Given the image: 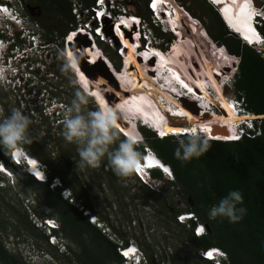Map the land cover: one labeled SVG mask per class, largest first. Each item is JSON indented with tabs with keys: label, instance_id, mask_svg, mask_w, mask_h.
<instances>
[{
	"label": "rangeland",
	"instance_id": "obj_1",
	"mask_svg": "<svg viewBox=\"0 0 264 264\" xmlns=\"http://www.w3.org/2000/svg\"><path fill=\"white\" fill-rule=\"evenodd\" d=\"M71 1L72 13L75 15L78 24L79 18H82L88 11L84 10L86 7L82 6L81 0ZM173 1L180 7V12L183 13L184 22H186L181 24V27L185 29L192 42H196L198 46L207 47L211 52H215L220 59L230 57L238 65L239 57L230 53L226 47L227 54L230 56L224 52V49L217 50L216 47L222 46V44L217 43L208 34L206 27L212 26V21L209 12L203 6V0ZM26 2H28V15L40 23L43 27L44 36L52 40L50 41L49 50L46 51L50 52L51 56H55L53 70L57 77H55L56 81L52 80L50 82V85L54 87L52 91L57 98L56 100H63L65 104L72 107L73 114L71 115L72 118L69 116L68 121L54 126L51 118H42L37 114L41 117L37 120V117L32 114L16 111L14 108L19 105L15 100L16 97L12 96L13 99L3 105L8 109H5V121L0 122V133L7 126L10 129L9 131L12 129L19 131L24 141L28 142L34 153L43 161L46 170L48 171L52 167L60 171L70 183L72 187H69V190L64 194L69 201L83 209V213L85 209H89L93 215H97L95 224L99 228L101 226L102 233L104 232L114 242L125 244L128 241L138 244L148 261L152 259L159 264H174L172 252L175 249L181 250L176 258V264H203L195 256L198 250L196 242L187 237V233H185L189 229L188 226L186 224L180 226L176 220L177 214L191 211L187 210V201L181 193H176L177 188L174 187L173 181L165 180L164 186L159 187L156 191H151L139 182L134 175L135 171L130 166H126L114 150L112 126L116 127V123L127 135H135L130 131L128 124L126 127H122L120 117L125 116L127 119L129 118L128 121L132 120L133 122L136 114L135 105L130 112L125 113L132 108V105L131 107L124 106V103L129 102L127 94L129 83L125 80V76L131 73L139 75L138 73L141 71L143 64H138L137 58L127 61L122 58L118 50L121 43L113 35V32H110L108 28L110 22L102 21L101 24H105L106 30L104 32L106 36L104 39L99 37L101 45L98 43L97 38L89 37L96 43L92 44L91 48L84 49V52L88 57H94L97 54L101 59V67H103L107 76L109 78H119L116 84L119 85V88L116 92L119 102L122 104H118L116 112L111 109L107 110L108 100L105 98L106 96L113 98L115 91L105 89V93H103V90H99L98 92L101 95H97L95 89L102 87L100 77L90 75L91 78L93 77V80L90 81V78L84 72L85 70L82 72L83 65L81 66V64L74 61L73 56L70 55L71 42L77 38L78 28L70 30L71 24L65 16L57 15L51 9H41L31 0H26ZM126 3L133 10L131 11L128 7H120L119 10L112 12L113 21L122 20L123 15L139 17V21L136 22L140 25V31L144 34L142 36L144 38L142 48L147 43L150 49L158 46L163 51H171L173 44L179 41L177 33L174 32L171 35L169 34L170 31L157 26L159 19H156L157 22L154 19L152 20L141 1L125 0ZM104 5L108 10H112L115 8V0H104ZM82 7V15H77ZM118 14H120V17H118ZM201 17L204 18L205 22ZM94 20L96 18L93 19L92 17L91 21L87 22L90 27ZM97 22L93 27L98 24ZM83 26L86 27L85 24ZM70 31L72 33H69ZM163 32L168 33V36L162 34ZM151 33H154V36H151ZM60 40H62L63 46L60 44ZM258 48L260 50H257ZM255 49L264 57L263 46L258 45ZM203 50L205 51V49ZM205 55L206 51L201 53L202 58L209 61V58ZM109 56L115 58L114 63ZM211 57L215 58L214 55ZM233 71L235 72L233 73ZM236 71L233 66L227 71L228 75L232 72L233 76H230L232 78L227 76L228 79L226 78L223 81L220 80L221 86L223 84L220 89L217 90V85L215 86L216 89L210 87L212 89L210 92L215 97L222 101L225 96L230 105V100L237 97L233 87V77ZM80 85L92 96L91 98L85 95L79 87ZM225 86H228V89L224 90L225 95H223V87ZM47 90L50 92L49 88ZM103 97L105 99L104 103ZM4 99V94L1 95L0 93V100ZM98 100L103 106L104 112L101 111ZM153 105L157 108L155 103ZM18 109L20 110V108ZM263 118L264 115L258 116L257 119L260 121ZM183 127L188 128L190 126L184 125ZM176 137L180 141V136L177 135ZM3 151L0 148V156L2 157H4ZM104 157L108 158L113 164H120L125 173L113 179L107 173L102 172L98 161ZM12 171L14 176L10 181L0 175V179L5 180V183L1 182L5 186H0V239L7 241V250L15 254L19 264L23 262L39 264V259L36 256L35 259L32 258L36 254L34 248H42L49 254V256L45 255L48 259H53V255L54 257L59 256L63 264H78L73 258H75L74 252L79 250V245L62 231L59 217L55 216L53 209L48 206V199L41 194L43 191L31 183L23 181L14 170ZM76 195H79V198ZM85 203L90 204L92 208L86 207ZM42 213L45 215L53 214V217L61 226L58 234L66 244L64 246L67 249L66 254L58 255L56 247L49 246L46 239L41 236L43 231L39 228H37L38 230L34 229V224L30 218L34 216V219L39 218V220H42V218H45ZM90 217L89 221L91 222ZM8 230L14 232L12 233V243L4 235ZM23 234H27L28 237ZM18 235H21V240L24 238L27 244H17ZM8 243H11V245H8ZM0 264L5 263L3 261Z\"/></svg>",
	"mask_w": 264,
	"mask_h": 264
},
{
	"label": "trees",
	"instance_id": "obj_2",
	"mask_svg": "<svg viewBox=\"0 0 264 264\" xmlns=\"http://www.w3.org/2000/svg\"><path fill=\"white\" fill-rule=\"evenodd\" d=\"M31 1L41 9H51L57 15L65 16L71 24L70 30L76 27L77 21L72 13L71 0ZM138 1L143 3L145 11L150 14L149 0ZM169 1L176 11H181L173 0ZM81 2L86 9L95 6V0ZM121 3L133 10L128 3L125 4V0ZM203 6L209 12L212 21V26L206 27L208 34L217 43L224 45L230 53L239 57V65L233 79L237 98L242 100L249 112L264 115V57L254 47L243 42L237 34L229 31L217 9L208 0H203ZM201 19L204 21L203 17ZM260 31L264 35V26L260 27ZM162 34L168 36V33ZM97 39L101 45L99 37ZM60 44L63 46L62 40ZM104 50L106 51L105 48ZM109 57L114 63L115 58ZM138 61V64L144 63L140 59ZM134 124L135 122L129 123L128 127L136 134ZM256 124L260 128V134L244 136L239 141H224L228 139L221 131L208 133L219 140L203 135L185 134L179 135L181 139L178 141L173 135L158 137L152 128L139 124L143 141L138 143L128 139L117 128L120 127L118 123L117 127L112 126L114 150L126 166L130 165L122 145L139 158L145 153V147H150L170 165L174 173L176 193L180 192L187 201V210L195 212L199 219L207 224V232L201 237H196L192 229L185 232L187 237L196 242L198 250L195 256L203 264H213L199 254L200 249L209 247L224 249L228 253L226 264H264V118L257 120ZM9 130L7 126L0 135V148L4 150V160L23 181L43 191L41 194L48 199V206L53 209L54 215L59 217L62 231L79 245L73 259L78 264H124V258L117 250L119 244L102 233L95 223L89 221L90 215H93L92 211L90 210V215H84L83 209L62 195L63 187L72 186L60 171L51 167L47 171L49 181L42 182L11 160L9 152L12 146L3 143V138ZM16 144L22 145L31 155L38 158L28 142L20 141ZM98 162L102 172L113 179L125 173L120 164H113L108 158L104 157ZM153 173L162 176L160 171ZM53 177H59L64 186L52 188L50 182ZM76 197L79 198V195ZM85 206L92 208L88 203H85ZM42 214L45 217L54 216L51 213ZM178 225L185 226L181 223ZM191 225L193 226V223ZM34 229L38 230L36 226ZM41 236L48 242L43 233ZM70 252H73L71 247ZM180 253V249L172 252L174 264ZM3 261L5 264H19L15 254L7 250L4 241L0 239V263ZM148 262L147 264H159L152 259Z\"/></svg>",
	"mask_w": 264,
	"mask_h": 264
},
{
	"label": "bare ground",
	"instance_id": "obj_3",
	"mask_svg": "<svg viewBox=\"0 0 264 264\" xmlns=\"http://www.w3.org/2000/svg\"><path fill=\"white\" fill-rule=\"evenodd\" d=\"M166 1L169 5H172L169 0H155L153 7L158 16H160L165 23H169V31L171 30V33H177V37L179 36L180 38L178 42L176 41L178 44H173L172 50L169 51V54L171 55L170 58L160 57V59H157L158 57L151 52L149 55H147L145 52V54L142 56H139L135 53V41H137L138 39V34H136L138 33V31H135L137 29V19L135 16H133L132 18L123 17L122 21L118 23V28H116V31L119 38L112 31V28H109L110 32H113L114 36L119 40V42L121 40L124 44L121 52L124 54L125 61L130 59L135 60V58H138L141 62H144L141 71L138 73L139 75H133V73H131L130 75L125 76V80L129 83V87L127 86L129 88L127 92L129 102L127 101V103H124V106L131 107L132 105V108L127 110L125 113L127 114L128 112H130L135 105L136 114L133 122L144 120L145 124H147L152 123L153 121V123H155L156 125L161 126V122L163 121V126L167 133L174 131L179 132L185 128L183 127L184 125H188L190 127H198L201 129V131L205 132L207 136L210 132L221 131L229 140L230 135L233 134L235 130V121H242L243 117L238 116L234 113L233 108L226 100L225 96L221 101L218 97H215L213 93H210V90L208 88L209 86H212L214 89H216L215 86L217 85V90L220 89V80L223 81L226 78L228 79L229 75H232H228L227 71H229L232 66H236L235 60L231 59L230 57H226L223 63L221 62V59L218 58V56H216L214 52H211L207 47L204 48V46H198L196 42H192V40L189 39V35L186 33L185 29L181 27V24L186 22H184L185 19L183 13L177 12L172 5L175 9L176 14L169 15L170 11L169 9H167L164 3ZM209 1L213 2L215 5L217 4V6L221 9V13L223 15V18L225 19L224 21H226L228 26L235 32L241 33V37L243 40H245L247 43L252 44L261 42V39L259 38L253 27V12L251 9V0ZM126 27H129V29H126ZM105 30L106 28L103 27L102 34L106 36L104 32ZM128 30H130V33H128ZM83 31L84 30H81V32ZM85 31L88 32V30ZM132 32L134 33L133 35ZM69 33H72V31ZM94 43L96 42L91 40L87 34L83 35L79 32L75 41L71 42L72 48L70 49V55L73 56L74 61L81 64V66L83 65L82 72L85 70L84 72L88 76V78H90V81L93 80V77L91 78L90 75L100 77V79L102 80V87L100 86V88H98L97 90L95 89L97 95H101V93L98 92L99 90H103V93H105V89L107 91L108 89L109 91H115V96L113 98L107 97L105 95V99L108 100L107 105H105L107 106V108L116 112L118 110V104H122L119 102L116 92L119 88V85H116L119 81V78L115 79L114 77L109 78L107 76L106 72L103 70V67H101V59L97 54L94 57H88L85 55L84 49H88V47L91 48L92 44ZM203 49H205V56L209 58V61H206L202 58L201 53H205ZM227 53L228 52H226V54ZM212 55H214L215 58L211 57ZM227 55L229 56V54ZM161 59L163 60L161 61ZM162 64L170 66L169 70H167L166 68L163 70V73H166L165 78H173L175 83L177 81L178 84H185V86L189 90H191L192 93L196 92L204 95L210 101V103L214 104L217 108H220V114L214 113L213 111L207 113L206 109L203 108L201 104L197 105L198 108H196L193 103L187 104L188 99L182 96H180L179 98L177 97L179 96V92L177 91L176 87L173 86L174 84L171 85L172 82L169 83V88L166 87L168 85L167 83L163 84L167 92L164 91L163 88L160 87V85H157V83H162L163 73L161 74L157 71L155 72V74L153 69L160 68V65L162 66ZM219 72H221V74H219ZM80 87L83 88L82 85H80ZM86 93L89 98L92 97L87 91ZM223 95H225V91ZM105 99L103 97V103ZM153 103L157 105V108L153 105ZM98 104H100L99 100ZM172 104L177 105V108H179L177 112H183L184 114L174 112L173 107L171 106ZM100 109L102 112H104L103 106H101V104ZM133 122L132 120L128 121L125 116L120 117V123L123 128L126 127L127 124ZM152 127H154L153 124ZM117 128L119 129L120 127ZM133 129L135 130L134 126ZM209 135L211 136V134ZM130 136H132V134H130ZM15 155L20 156L21 151H16ZM27 159L30 163L29 172L32 175L36 174L41 176V180H44V172L39 168L36 158L27 153ZM146 161L148 164L152 166L154 165L153 167H160L162 165L160 163L161 160L159 156L152 152H150L149 156L146 158ZM134 162L140 174L145 176V162ZM131 167L138 175L132 164ZM167 172L169 171L167 170ZM154 182L156 183L157 181ZM155 185L159 187L162 186H160L159 184ZM134 250L135 244L131 248H128L125 253L127 254V256H129L133 254Z\"/></svg>",
	"mask_w": 264,
	"mask_h": 264
},
{
	"label": "clouds",
	"instance_id": "obj_4",
	"mask_svg": "<svg viewBox=\"0 0 264 264\" xmlns=\"http://www.w3.org/2000/svg\"><path fill=\"white\" fill-rule=\"evenodd\" d=\"M119 1L120 0H115V8L114 9L108 10L105 7V5H103V9H107L111 13L114 11H117V10H119L120 7H124V5L121 3V1L120 2ZM154 1L155 0H149V2H148V6H149L150 10H152L151 13L149 14V16L152 20L154 19L155 22H157V20H156L157 17H156V15H154L153 9H152V7L154 5ZM150 2H152L151 3L152 7L149 5ZM251 2H252L251 9L253 12L254 30L256 31V33L258 35L264 36L260 31V27L264 26V18H263V15L257 14V9H256V5H261L264 2V0H251ZM210 3L217 9V11L219 12L220 16L222 17V19L224 21L225 19L223 18V15L221 13V9L217 6V4L215 5L213 2H210ZM83 7L81 8L80 11L77 12V15H82ZM93 7H96V0H95V6H91L90 11H89V9H86V8L84 9L88 12L82 18H79L78 24L73 29H77L81 24L84 23V21H87V22L91 21L92 17H90V15L93 14ZM116 7H117V9H116ZM27 8H28V2H26V0H0V46H1L0 60H4V59L7 60L10 56H14L17 53L21 54V52H20L21 49L30 48V47L33 48L32 50H28V52L27 51L23 52V54H25V57H21L19 55V57H21V58L18 62L15 63V65L18 68H20V72L18 74H13V72H11V71L5 72V73L0 72V75L3 74V78L2 77L0 78V93H1V95L4 94V96H5L4 100H0V122L5 121L4 120L5 109L6 110L8 109V108H5V106H3L4 103L12 100L13 99L12 96L16 97L15 100L17 102V94H18V92L21 93V87L17 85V81H16V78L19 76V78L24 79L23 84L28 91H32L33 89L35 90V96H32V100L27 101V103L24 107H21L17 102V104L19 106H15L14 109H16V111H18V108H20V110H19L20 112H22V113L25 112V113H29V114H32L31 111H34L35 113L39 114L42 118L43 117L48 118V119L51 118V120L53 121L52 125H54V126L58 125V124H63L64 122H66L70 118H72L71 115L73 114V112H72V107L65 104L63 102V100H60V99L56 100L57 98L55 97V94L52 91L54 87H53V85H50V82H52V80L56 81L55 77H57L56 73L53 70V64H54L55 58L52 59L51 61H47L45 58H43V59L40 58L39 55L37 54L38 49L42 50L41 46L46 45L47 43H50V41H52V40L47 38V36H44L43 27L40 25V23L35 18H32L28 15ZM171 13H172V15L176 14L175 9L173 7L171 8ZM95 18H96V20H98V17L93 15V19H95ZM82 19H83V21H82ZM260 20H263L262 25L259 23ZM104 21L109 22V20H106V19ZM96 22L94 21V23L92 24L91 27H93ZM97 23L99 24V22H97ZM224 23L226 24V26L228 27L230 32L237 34L241 38V33H237L233 29H231L228 26L226 21H224ZM168 24L169 23H167V22L165 23L164 21L161 22L159 20L157 26H161L164 30L169 31V25ZM102 26H105V24ZM108 28H112L111 23L109 24ZM112 31L115 33L113 28H112ZM128 33H130V32H128ZM91 34H92V38L100 37L93 30L91 31ZM115 35H117V34L115 33ZM142 35H144V34L142 33ZM151 36H154V33H151ZM117 37H118V35H117ZM143 40H144V38L141 37L140 41L143 42ZM120 43H121V41H120ZM246 44H247V42H246ZM215 46H216V44H215ZM155 47H158V46H155ZM216 48H217V50L218 49H225V46L224 45L219 46V47L217 46ZM46 51H47V49L43 48V52H46ZM226 52H228V51L226 50ZM121 56L124 59V55H121ZM24 62H26L27 65L24 64ZM40 63H43L45 65V67L42 68ZM30 65H32L34 68L30 69L29 68ZM238 65H239V63H238ZM22 68H25V69H22ZM27 70H28V72H30L31 76H28V77L25 76V73L27 72ZM219 74H221V72H219ZM229 78H230V76H229ZM8 79H11V81H9ZM13 82H15V85H13ZM210 87L211 86H209V88ZM47 88H49L50 92H48ZM80 88L83 90L85 95H87L86 90H84L82 87H80ZM227 88H228V86H225L223 88V90H225ZM15 89H17L18 92H16ZM210 90L212 91V89H210ZM46 93H48L47 96H46ZM185 98L188 99L187 104L193 103V105L196 106V108H198L197 105H199V103H197L196 99H194L191 96H186ZM8 105L11 106L10 104H8ZM171 106L176 110L179 109L174 104H172ZM12 107H14V106H12ZM210 108H211V110H206L207 113H210L211 111H213L214 113L220 114V112H221L220 108H217L214 104H212ZM233 111L237 115L236 109H234ZM34 116H36V115H34ZM69 116H71V117L69 118ZM41 117L38 116L37 120H38V118H41ZM256 121L257 120L254 119L253 124H247L246 122H241V124L236 125L234 127L235 130H234L233 134L230 135L229 140H224V141H239L244 136L260 134V128L257 126ZM134 122H135L134 128H135L136 134H137L135 136H128L125 132L121 131V129L119 128V130L128 139H130L134 143H138V142L143 141V135L139 129V124L149 126L150 128H152L156 132L157 136L161 137V138L166 137V136H171V135L177 136V135H185V134L197 135V136L198 135H205L207 137L206 133L201 131V129L198 127L184 128L183 130H185V129L188 130V132H186V133H179V132H182L183 130H181L179 132H175V133L174 132L167 133V131H165V129H164L163 121L161 122V126L157 125L154 127H152V125H150L149 123L145 124L144 120L134 121ZM191 128H192V130H194V132L192 130H189ZM240 128H243L244 130L240 131ZM11 131L15 132V134H13V135L11 134V137H12L11 139H6L8 133L10 131H8V133L3 138L4 144L12 146V148L10 149V152H9V156L15 164L21 166L23 168V170H25L27 173L31 174L29 172V170H30L29 169L30 168L29 160H26V158H25V160H24V158L21 159L20 158L21 155L17 156L16 157L17 160H16L14 158V156H16V155H14L12 153V149H15V148H17L18 151H21V152L24 151V147L22 145L16 144V143L24 140L23 136L20 135L21 133L16 134V132H19V131L15 130V129H12ZM164 134H166V135H164ZM0 135H1V133H0ZM208 136L210 139H217V138H214L210 135H208ZM217 140H219V139H217ZM121 147L124 151V154H125L128 162H129L130 167L132 164L141 179L138 177L136 172L134 173L135 177H137L139 182L144 187L149 188L147 185H149V183H155L154 181H157L156 183L159 184L160 186L165 185V180L166 181H174V173H173L169 164H167V163L165 164V162L163 160L160 161V163L162 164L160 167H156V166L153 167L154 165L150 166V164L147 163V161L145 159L147 151H151L152 153H155L157 155V153L154 150H152L150 147H145V153L142 155L141 158L135 156L124 145H122ZM124 149H127L128 150L127 153L129 152L130 154L127 155L126 151ZM27 153L29 154L28 151L26 152V154ZM4 157H5V155H4ZM4 157L0 156V175L3 178H6V179H8V181H10V179H13L14 172L12 171L13 169L10 166H8V164L6 163V161L4 160L5 159ZM36 161L39 165V168L44 172V175H43L44 180H41V176H39V175L35 174L33 176L36 177V179L38 181L48 182L49 176H48V172L46 170L45 164L43 163L42 160H40L37 157H36ZM134 161H144L145 162V165H146V169H145L146 175L145 176L140 174L139 170L136 168L137 166H136ZM167 170L169 172H167ZM154 171H160L162 176L160 177V176L154 175V173H153ZM1 182L5 183V180L0 179V186H5V184L2 185ZM50 186L53 188V187H57V186L63 187L64 185L62 184V181L59 177H53L51 182H50ZM158 188H159V186L155 185L153 188H149V189L151 191H156V190H158ZM68 190H69V188L63 187L62 195L64 197H66L64 194ZM183 213H185V212H183ZM190 213H195V212H187L186 213L187 217H189V219H191V220H189V222L193 223L192 218L194 215H190ZM89 215H90V212H89ZM52 218H54V217H52ZM45 219H46V217L42 218V220H39V218L34 219V216H31V218H30V220H32L34 226H36L37 228H39L43 231L42 233L47 237V240H48V242L47 241L46 242L51 244L52 247H56L57 254L58 255L66 254L67 249L64 247L66 244H65L63 238L60 237L58 234V231L61 229V226L58 224L56 226H52L51 229H49V228H47L48 227L47 225H43V223L46 222V221H44ZM90 219L92 220V217ZM176 220H177V217H176ZM93 221H94L93 223H96V219L93 218ZM100 228H102V227L100 226ZM12 233H14L12 230H8L4 234L5 237H7L11 243H12V237H13ZM52 234L54 236H56V239L53 243L50 240V235H52ZM23 235L28 237L27 234H23ZM20 236L21 235H18L17 244H19V245L27 244V241L24 238H22V240H21ZM11 243H8V245H11ZM4 244H5V247L7 248V245H6L7 241L5 239H4ZM57 249L59 250L60 254L58 253ZM34 252L36 254H34L32 256V258L34 257L33 259H35V256H36L39 259V261H38L39 264H63V261L59 258V256L54 257L52 255L53 259L52 258L48 259L47 256H49V254H47L42 248H34ZM46 254H47V256H45ZM49 260H51V261H49ZM130 260L133 264H144L141 253H137L134 257H130Z\"/></svg>",
	"mask_w": 264,
	"mask_h": 264
},
{
	"label": "built area",
	"instance_id": "obj_5",
	"mask_svg": "<svg viewBox=\"0 0 264 264\" xmlns=\"http://www.w3.org/2000/svg\"><path fill=\"white\" fill-rule=\"evenodd\" d=\"M256 9H257V14L258 15H263L264 18V2L261 5H256ZM259 23L262 25L263 24V20H260ZM258 35V34H257ZM259 38L261 39L260 43L257 44H252V43H247L249 46L256 48V46H263L264 47V36L258 35ZM242 39V37H241ZM243 40V39H242ZM243 42L246 43L245 40H243ZM53 46V45H52ZM42 50L38 49L37 54L39 55L40 58H45L47 61H51L52 59L55 58V56H51L50 52H43V48H46L47 50H49L50 48V43H47L46 45L41 46ZM33 48H24L21 49L20 53H17L14 56H10L7 60H0V72H13V74H18L20 72V68H18L15 63L18 62L20 60L21 57H25V54H23V52H28V50H32ZM257 50H260L259 48ZM226 52V50L224 51ZM0 53H1V46H0ZM19 55L21 57H19ZM230 56V55H229ZM232 59V58H231ZM221 62L224 63V59H221ZM236 63V62H235ZM239 63V61H238ZM24 64L27 65L26 62H24ZM41 67L44 68L45 65L43 63H40ZM30 69H33L34 67L32 65L29 66ZM238 66L236 64V66L234 67L235 70H237ZM25 69V68H22ZM235 71H233L234 73ZM23 74V73H22ZM231 74V73H230ZM25 76H31L30 72L25 73ZM231 76V75H229ZM233 76V75H232ZM3 78V74L0 75V78ZM231 78V77H230ZM234 78V77H233ZM9 81H11V79H8ZM17 81V85L21 87V93L18 92L17 89H15L16 92H18L17 94V102L21 107H24L27 103V101H31L32 100V96H35V90L33 89L32 91H28L26 89V87L24 86V79L23 78H19V76L16 78ZM13 85H15V82H13ZM231 102V107L234 109H236L237 115L243 117V120H237L234 123V127L236 125L241 124V122H246L247 124H253L254 119L258 120V116H262V115H254L253 113L248 112V110L245 109L242 100H238V98L236 97L235 99L230 100ZM19 111V109H18ZM33 115H36V117H38L37 113H35L34 111H31ZM239 130V129H238ZM237 130V131H238ZM243 128H240V131H243ZM11 134H15L14 131H10L6 137V139H11ZM16 134H20V132H16ZM21 135V134H20ZM18 151L17 148L12 149V153L15 155V152ZM26 149L24 148V151L21 152V156L20 158H26L27 159V154H26ZM151 151H147L146 152V156L145 159L149 156ZM13 155V156H14ZM17 156H14V158L16 159ZM17 160V159H16ZM152 166V165H150ZM155 184L157 183H149V185H147L149 188H153L155 186ZM90 210L89 209H85L84 211V215H89ZM190 215H194L193 216V226L191 225V223L189 222V217H187L186 213H179L177 214V222L182 223V224H186L188 226L189 229H192L193 234L196 237H201L203 235L206 234L207 232V224L205 222H203L202 220L199 219V217L195 214V213H190ZM91 216V215H90ZM92 220L93 218L97 220V216L92 215ZM90 217V218H91ZM46 221L45 223H43V225H47L49 229H51L52 226H56L58 225V222L56 219L52 218V217H46V219L44 220ZM38 222V221H37ZM56 239V236H54L53 234L50 235V240L53 243ZM134 245L133 242H128L127 244H119L118 245V252L119 254H121L124 258V264H133L130 260V257H134L137 253H141L142 255V259L144 261V264L149 263L147 260V257L145 255V253L143 252V250L135 244V250L133 252V254L127 256V254L125 253L126 250L128 248H131ZM199 254L203 259H207L213 262V264H226L228 262V253L220 248V247H209L206 249H200L199 250Z\"/></svg>",
	"mask_w": 264,
	"mask_h": 264
},
{
	"label": "flooded vegetation",
	"instance_id": "obj_6",
	"mask_svg": "<svg viewBox=\"0 0 264 264\" xmlns=\"http://www.w3.org/2000/svg\"><path fill=\"white\" fill-rule=\"evenodd\" d=\"M24 141V140H23ZM24 142H27V141H24Z\"/></svg>",
	"mask_w": 264,
	"mask_h": 264
}]
</instances>
